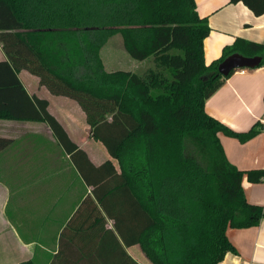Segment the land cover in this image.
I'll return each mask as SVG.
<instances>
[{"label": "trees", "instance_id": "trees-1", "mask_svg": "<svg viewBox=\"0 0 264 264\" xmlns=\"http://www.w3.org/2000/svg\"><path fill=\"white\" fill-rule=\"evenodd\" d=\"M231 1L264 14V0ZM210 30L195 0H0V118L47 123L91 187L51 264H140L126 250L135 244L153 264H217L237 251L229 228L264 218V205L251 203L242 185L244 176L264 180V168H238L218 135L245 142L264 123L236 131L205 107L234 72L224 76L218 64L238 52L261 56L262 66L264 41L237 37L206 64ZM118 33L132 58L152 60L144 72L105 67L101 48ZM22 69L78 102L119 169L111 159L91 160L49 101L28 93Z\"/></svg>", "mask_w": 264, "mask_h": 264}, {"label": "crops", "instance_id": "crops-1", "mask_svg": "<svg viewBox=\"0 0 264 264\" xmlns=\"http://www.w3.org/2000/svg\"><path fill=\"white\" fill-rule=\"evenodd\" d=\"M195 1L211 28L204 40L206 64L219 59L237 37L264 41V14H255L242 1ZM5 59L0 45V60ZM241 69H235L205 104L209 114L236 131H246L257 121L264 123V65ZM18 75L31 96L49 101V111L94 163L111 159L119 169L117 159L91 136L75 99L51 93L28 70ZM82 131H87L85 137L80 136ZM218 135L227 158L238 168H264V129L245 142L222 132ZM7 183L13 185L15 199L7 194ZM242 185L251 203L264 205V180L251 182L244 176ZM87 192L91 187H86L47 123L0 118V264L30 259L51 264L60 254L62 231ZM107 227H113L112 220ZM227 234L237 251L227 252L217 264H264V218L257 225L229 228ZM126 250L140 264H153L139 244Z\"/></svg>", "mask_w": 264, "mask_h": 264}, {"label": "rangeland", "instance_id": "rangeland-1", "mask_svg": "<svg viewBox=\"0 0 264 264\" xmlns=\"http://www.w3.org/2000/svg\"><path fill=\"white\" fill-rule=\"evenodd\" d=\"M100 53H101V57L107 69H112V68L125 69V70H131V71H135L138 73L139 72L142 73L144 72L147 66L152 64L151 59L143 63L142 61L132 58L127 53L126 49L124 48L122 36L120 33L110 36L108 41L101 48ZM137 64L139 65L136 66ZM86 135H87V131H82L80 133V136L82 137L83 136L85 137ZM82 139L84 140L85 138H82ZM34 179H36L34 180L36 182L37 178L34 177ZM7 184L9 185V193L7 194H9V197L11 195V199H15V196H13L14 195L13 194L14 189L12 188L13 185L10 183H7ZM40 187L41 186L38 184L37 188H40Z\"/></svg>", "mask_w": 264, "mask_h": 264}, {"label": "water", "instance_id": "water-1", "mask_svg": "<svg viewBox=\"0 0 264 264\" xmlns=\"http://www.w3.org/2000/svg\"><path fill=\"white\" fill-rule=\"evenodd\" d=\"M261 61L262 57L259 55L245 56L238 52H235L227 56L218 64V71L222 75L226 76L230 72L238 68H255L260 65Z\"/></svg>", "mask_w": 264, "mask_h": 264}, {"label": "built area", "instance_id": "built-area-1", "mask_svg": "<svg viewBox=\"0 0 264 264\" xmlns=\"http://www.w3.org/2000/svg\"><path fill=\"white\" fill-rule=\"evenodd\" d=\"M241 71L243 72V71H245V69H244V68H242V69H241Z\"/></svg>", "mask_w": 264, "mask_h": 264}]
</instances>
